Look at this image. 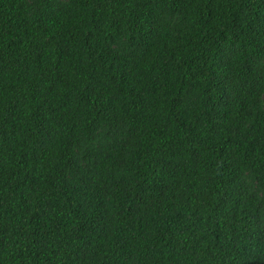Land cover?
I'll list each match as a JSON object with an SVG mask.
<instances>
[{
	"label": "trees",
	"instance_id": "1",
	"mask_svg": "<svg viewBox=\"0 0 264 264\" xmlns=\"http://www.w3.org/2000/svg\"><path fill=\"white\" fill-rule=\"evenodd\" d=\"M0 264H264V0H0Z\"/></svg>",
	"mask_w": 264,
	"mask_h": 264
}]
</instances>
